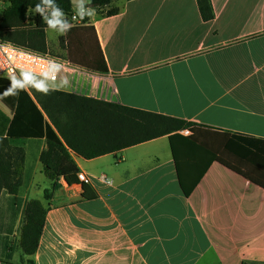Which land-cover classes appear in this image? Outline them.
<instances>
[{"label":"crops","instance_id":"1","mask_svg":"<svg viewBox=\"0 0 264 264\" xmlns=\"http://www.w3.org/2000/svg\"><path fill=\"white\" fill-rule=\"evenodd\" d=\"M119 2L112 0L119 12L110 17L89 16L93 10L84 8L89 19L84 25L95 31L106 75L71 84L64 75L55 83L17 77L23 88L12 102L0 100L3 114L13 118L20 90L39 109L30 87L40 84L181 119L212 133L264 140V0H210L209 22L201 20L195 0ZM47 11L52 10L41 13ZM33 14L30 10L27 20ZM66 30L45 31L48 53L57 46L64 53L60 59L66 51L58 39ZM22 144L27 175L22 199L40 201L46 209L37 250L23 261L264 264V189L216 161L185 197L167 137L91 160L72 154L97 197L83 200L80 184L60 179L46 201L43 192L52 183L38 159L44 140ZM20 220L19 215L10 264L21 259Z\"/></svg>","mask_w":264,"mask_h":264},{"label":"trees","instance_id":"2","mask_svg":"<svg viewBox=\"0 0 264 264\" xmlns=\"http://www.w3.org/2000/svg\"><path fill=\"white\" fill-rule=\"evenodd\" d=\"M83 8L110 17L119 10L110 7L112 0H85ZM203 22L213 20L210 0H195ZM0 40L41 55H49L45 31L50 27L41 9L59 11L70 24L73 13L71 0H0ZM107 8V9H106ZM104 9H106L104 11ZM34 11L30 20L28 12ZM67 29L58 39L66 51V60L97 75H106L107 67L93 27ZM39 109L25 91L20 90L15 115L4 114L0 121V262L10 264L14 247L11 237L20 215L18 247L20 264H33L25 257L34 255L42 233L46 209L40 201L22 199L27 182L24 172L27 139H43L45 148L39 154L43 175L51 184L43 192L48 201L59 188L58 181L80 184L81 198L94 200L97 196L89 184L78 181L79 170L72 154L84 160L114 154L161 137H167L174 161L179 188L188 197L208 166L216 161L264 189V140L239 134L212 133L203 127L181 119L128 108L117 103L88 98L72 93L30 87ZM188 130L191 135L183 136Z\"/></svg>","mask_w":264,"mask_h":264},{"label":"built area","instance_id":"3","mask_svg":"<svg viewBox=\"0 0 264 264\" xmlns=\"http://www.w3.org/2000/svg\"><path fill=\"white\" fill-rule=\"evenodd\" d=\"M83 11L86 14L84 8ZM84 16L80 17L72 13L70 21L77 25H83ZM19 74L51 83L57 82L60 76L64 75L70 84L72 82L92 81L97 77L94 73L70 65L66 58L60 59L51 55L37 54L0 40V78H16ZM182 134L190 135L188 130L182 131ZM77 178L79 182L88 184V178L85 174L78 173ZM101 179L105 181L103 177Z\"/></svg>","mask_w":264,"mask_h":264},{"label":"rangeland","instance_id":"4","mask_svg":"<svg viewBox=\"0 0 264 264\" xmlns=\"http://www.w3.org/2000/svg\"><path fill=\"white\" fill-rule=\"evenodd\" d=\"M123 2V0H120V2L119 3H122ZM113 6H115V4H111V6L110 7H113ZM107 9V8H106ZM106 9H104V11L106 10ZM0 11H1V9H0ZM52 12L53 11H47V12H43V16L45 17V18H47V20H51V19H53V17H52ZM73 13H75L76 15H79L78 14V12H77V9L76 10H73ZM85 16H86V14H85ZM63 15L61 14L60 15V17H57V19H59V20H64L63 19ZM46 20V19H45ZM46 20V21H47ZM72 24H76V23H73V22H71ZM51 50H49V53H51L54 57H57V58H59V57H62L63 56V51L59 48V47H57L56 46V48L55 49H52V48H50ZM28 76V75H27ZM19 79H25L24 77H25V74H19L18 76H17ZM16 77V78H17ZM29 77H31V76H29ZM13 79H15V78H8V77H3V78H0V100H3V101H8V102H12V100H13V97L16 95V93L18 92V87L17 88H15V89H13L12 88V81H13ZM16 80V79H15ZM17 81V80H16ZM56 86L57 87H62L61 86V84H56ZM11 89V91H12V94H5L7 91H9ZM0 113L1 114H3V112L0 110ZM5 115V114H4ZM0 121H3V116L2 115H0ZM16 255H18V252H16ZM16 257V256H15ZM17 261H18V256H17ZM16 264H20V261H18Z\"/></svg>","mask_w":264,"mask_h":264},{"label":"clouds","instance_id":"5","mask_svg":"<svg viewBox=\"0 0 264 264\" xmlns=\"http://www.w3.org/2000/svg\"><path fill=\"white\" fill-rule=\"evenodd\" d=\"M44 2L45 3H48L49 0H44ZM83 7H84L83 6V3H80V4H78L76 6L77 12H78V14H79L80 17H83L84 14H85L84 11H83ZM34 11L42 12L43 9H41V8H39V6H37V8ZM94 13H95V10L93 9V11L92 12H89L88 15L89 16H92V15H94ZM60 15H61V13L59 11H55L54 10L52 12L53 19H51V20H47V18H45V19L47 20V23L49 24L50 27H53L54 28L57 25H60V30H61V32H63L64 30H66L70 26L68 24H62L61 21L59 19H57V17H60ZM24 78H25L26 81H30V77L29 76L25 75ZM17 87L23 88V84H20L15 79H13V81H12V88L15 89ZM35 87L38 88V89H43V86L40 85V84L35 85ZM5 94L6 95L7 94H12L11 89L9 91H7Z\"/></svg>","mask_w":264,"mask_h":264},{"label":"water","instance_id":"6","mask_svg":"<svg viewBox=\"0 0 264 264\" xmlns=\"http://www.w3.org/2000/svg\"><path fill=\"white\" fill-rule=\"evenodd\" d=\"M71 3L73 6H77L80 3H83V5L86 4V1L85 0H71Z\"/></svg>","mask_w":264,"mask_h":264}]
</instances>
